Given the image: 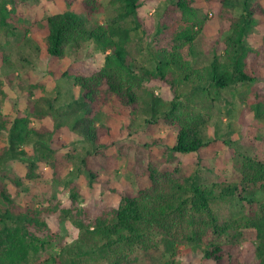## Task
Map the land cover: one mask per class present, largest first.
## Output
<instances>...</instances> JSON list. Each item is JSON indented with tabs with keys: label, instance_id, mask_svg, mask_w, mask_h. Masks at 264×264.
<instances>
[{
	"label": "rangeland",
	"instance_id": "obj_1",
	"mask_svg": "<svg viewBox=\"0 0 264 264\" xmlns=\"http://www.w3.org/2000/svg\"><path fill=\"white\" fill-rule=\"evenodd\" d=\"M87 1L0 0V9L5 5L12 12L9 24L0 30V207L8 206L1 196V189H6L14 208L43 214L47 226L34 232L51 241L31 258L32 264H66L78 258L79 249L93 245L87 228L102 215L112 217L124 194H137L148 187L151 167L213 188V211L221 218L238 217L244 206L226 195L224 187L240 182L244 159H264V119L254 113L255 104L264 103V0H251L258 25L247 38L255 51L250 60L261 68V75L247 85L203 91L204 104L199 111L206 121L204 146L187 155L173 151L176 128L150 108V93L168 102L173 96L169 87L151 78L138 92L137 104L127 105L106 89L96 103H88L66 73L81 62L89 75H95L106 54L93 42L71 46L61 58L48 54L49 17L70 11L89 29L108 26L124 2L94 0L88 8ZM140 1L139 17L144 25L135 28L132 16L121 25L131 29L129 52L137 67L154 69L153 54L169 47L181 13L176 0ZM193 1L205 20L194 57L195 68H201L216 55L221 57L241 8ZM189 89L185 87L183 92ZM23 116L28 118L32 134L21 145L25 154L9 159L5 154L9 129ZM73 194L76 199L70 202ZM257 246L256 235L249 232L243 245L226 251L223 264H250ZM161 250L159 264H215L201 251L186 246L177 247L173 254ZM84 259L86 264L102 263L97 248Z\"/></svg>",
	"mask_w": 264,
	"mask_h": 264
},
{
	"label": "trees",
	"instance_id": "obj_2",
	"mask_svg": "<svg viewBox=\"0 0 264 264\" xmlns=\"http://www.w3.org/2000/svg\"><path fill=\"white\" fill-rule=\"evenodd\" d=\"M209 1L225 8H241V14L232 22L221 57L216 55L210 64L201 68H195L194 57L205 20L194 7L193 0L175 1L181 18L171 34L169 47L153 54L154 69L137 67L136 59L129 52L131 29L121 25L131 16L135 17V28L144 25L139 17L140 0H124L121 11L110 25L92 29L70 11L49 17L48 54L61 58L69 47H79L86 42H93L106 54L104 65L95 75H89L81 62L66 73L82 90L88 103H96L106 89L127 105L137 104L138 92L144 88L145 80L151 78L169 87L173 96L168 102L150 93L153 98L150 108L154 115L162 116L176 128L174 152L196 153L204 146L202 133L206 121L199 111L204 104L203 91L207 92L210 87L221 91L235 84L247 85L261 75V68L250 60L255 51L247 42L249 33L258 25L252 1ZM87 2L88 8L94 4V0ZM11 14L5 5L0 9V30L9 24ZM185 87L190 88L186 93L183 92ZM254 113L257 118L264 119L263 102L255 104ZM28 125L26 116L11 123L5 152L9 159L25 154L20 148L32 134ZM34 167L35 163H32V169ZM29 178L35 177L31 173ZM149 178L148 187L137 194L122 196L112 217L102 215L87 228L93 245L79 249L78 258L66 264H86L84 258L92 256L95 248L102 257L101 264H159L163 258L161 249L173 254L179 246L199 250L206 260L223 264L226 251L243 245L249 232L254 233L258 241L255 260L250 264H264L263 158L244 159L240 182L224 187L226 195L244 206L243 213L233 218H221L213 211V188L183 181L157 167L149 169ZM14 182L21 186L19 179ZM259 194L262 195L260 198L257 197ZM1 196L8 206L0 207V264H32L31 258L51 241L42 240L36 233L47 226L41 218L43 214L39 210L25 212L14 208L6 189H1ZM75 199L73 194L70 202Z\"/></svg>",
	"mask_w": 264,
	"mask_h": 264
}]
</instances>
